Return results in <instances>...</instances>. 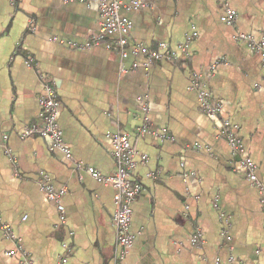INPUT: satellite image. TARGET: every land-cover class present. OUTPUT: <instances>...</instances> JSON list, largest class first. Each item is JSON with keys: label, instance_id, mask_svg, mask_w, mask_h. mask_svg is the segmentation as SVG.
Instances as JSON below:
<instances>
[{"label": "crops", "instance_id": "0c3cea01", "mask_svg": "<svg viewBox=\"0 0 264 264\" xmlns=\"http://www.w3.org/2000/svg\"><path fill=\"white\" fill-rule=\"evenodd\" d=\"M141 1L119 10L132 23L129 46L165 43L175 58L146 66L142 51L121 55L113 38L83 48L98 33L92 2L0 0V221L34 264H115V190L86 167L115 171L110 136L120 131L138 153L133 177L141 186L122 264H264L262 193L239 167L250 158L264 187V67L260 52L234 39L264 37V0H227L234 26L224 23L221 0ZM192 25L197 35L184 55L178 47ZM195 79L219 104L216 116L200 109ZM47 81L73 162L38 133L22 137L40 127ZM144 103L149 129L141 133ZM224 119L237 125L241 154L222 134ZM44 175L65 187L64 222L40 187ZM14 247L0 233V264H22L20 254H7Z\"/></svg>", "mask_w": 264, "mask_h": 264}, {"label": "built area", "instance_id": "2783aa9c", "mask_svg": "<svg viewBox=\"0 0 264 264\" xmlns=\"http://www.w3.org/2000/svg\"><path fill=\"white\" fill-rule=\"evenodd\" d=\"M71 1V0H64ZM83 3H95L99 10V22L98 33L88 40H86L82 47L89 48L97 46L102 43L106 38L114 39V47L118 49L121 55H126L128 48H131L132 52L142 51L145 54V65H149L154 61L162 59H172L176 57V52L169 50L165 43H160L157 50H150L144 47L142 44H137L134 47H130L128 43V35L132 27L131 21L122 15L119 10L122 7L131 9L142 5L141 0H129L127 3H122L120 0H76ZM224 15V23L228 26H234L237 12L227 2V0H221ZM197 35L193 25L191 32L186 36L184 42L179 45L178 50L184 55L188 54L189 44L193 37ZM234 39L239 42L246 43L252 50L260 52L261 64L264 67V37L255 39L249 33L238 32L235 34ZM110 47V44H105ZM133 66H136L135 64ZM264 80V76H263ZM192 86L196 88L198 95V104L202 112L209 116H216L219 111V104L212 103L211 94L208 88L198 79L192 81ZM39 104L41 108V124L37 128L32 126L22 133V137L28 136L32 133H38L43 138H48L51 141V148L57 149L64 154L67 160H74V156L71 153L69 146L64 142L62 138V130L60 129L57 121L58 108L60 105L59 97L56 90L53 87L52 81L45 82L43 86V92L39 98ZM148 107L147 104H143V119L139 132L146 133L148 131L149 119L146 116ZM222 134L228 140L234 153L241 154L243 151L242 144L236 136L237 125L231 123L228 119L222 121ZM154 137L158 135L154 133ZM159 137H166L165 129H162ZM6 140V136L3 137ZM111 148L110 155L113 158L116 169L111 175H103L97 169L93 167H86V171L89 175L103 184L110 185L114 188V205L115 209L111 217V224L115 231V251L114 262L115 264H122L125 259L129 248L132 245L133 237L130 231L131 227V215L132 204L138 198L141 192L140 184L136 183L133 177L134 168L137 165L138 153L136 149L131 145L129 138L126 134L118 131L112 133L110 136ZM205 148H207L205 146ZM5 153L10 156L12 162L17 161V157L11 155L10 150L5 147ZM145 155L140 156V160L145 159ZM239 167L245 171V175L251 183H253L262 193L261 204L262 211L264 213V187L261 181L255 174L254 162L245 157L240 160ZM40 187L44 190L47 196L54 202L59 220L64 222L65 209L62 204V196L65 192V187L59 189L55 188L49 177L44 175L40 182ZM0 233L4 238L10 239L15 242V247L8 250V255L20 254V263L22 264H34L33 253L23 248L21 239L11 229V227L0 221ZM199 235V234H198ZM225 235V233H224ZM195 241V237L192 239ZM211 264H225L219 260H215Z\"/></svg>", "mask_w": 264, "mask_h": 264}]
</instances>
